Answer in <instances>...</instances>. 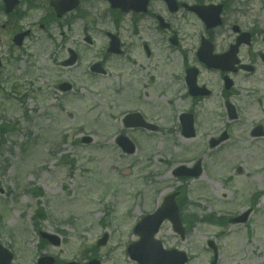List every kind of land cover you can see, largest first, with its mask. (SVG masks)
I'll return each instance as SVG.
<instances>
[{
	"label": "rangeland",
	"instance_id": "1",
	"mask_svg": "<svg viewBox=\"0 0 264 264\" xmlns=\"http://www.w3.org/2000/svg\"><path fill=\"white\" fill-rule=\"evenodd\" d=\"M106 11L105 5L94 3L90 16L76 24L74 47L82 58L74 68L59 66L66 49L58 51L43 41L32 64L24 60L0 75V126L12 128L0 132V213L8 229L24 233L19 235L26 246V264H36L42 253L67 260L90 257L91 251L102 264H136L125 252L136 240L134 225L180 188L186 195L184 216L193 215L194 223L182 240L164 223L157 239L167 249L186 251L187 264H210L211 240L218 248V264H264V139L245 146L251 140L247 126L253 118H262L261 112L245 115L242 124L230 127L231 140L217 149L208 148L204 133L185 142L176 130L162 129L147 133V139L139 132L129 134L137 149L134 155H123L115 144L122 132L118 118L123 108L105 90L118 80L114 67L119 61L109 60V78L92 77L88 69L102 53L104 31L113 27ZM84 25L94 41L86 48L80 37ZM153 37L163 47L159 35ZM58 82H70L73 90L63 96L55 91ZM158 104L164 112V105ZM167 121L163 117V124ZM83 136L92 137L91 143L82 144ZM197 160L203 162L201 178L183 182L173 176L174 168ZM237 167L243 173L237 174ZM32 189H41L43 195H33ZM248 208L253 212L243 225L205 221L208 215L235 217ZM37 209L44 219H35ZM37 230H58L63 245L42 249ZM106 233L107 245L97 247Z\"/></svg>",
	"mask_w": 264,
	"mask_h": 264
},
{
	"label": "flooded vegetation",
	"instance_id": "2",
	"mask_svg": "<svg viewBox=\"0 0 264 264\" xmlns=\"http://www.w3.org/2000/svg\"><path fill=\"white\" fill-rule=\"evenodd\" d=\"M54 1L58 0H0V75L10 72L9 67L12 70L14 65L24 60L31 62L40 53L39 47L43 40L55 44L58 51L63 46H66L67 52L75 49L76 21L73 23L72 18L85 6H90L91 0H78L79 8L64 14L62 18H58L55 8L51 7ZM176 1L179 10L173 14L164 3L158 6L160 12H130L126 16L119 14L127 17L126 20L119 19L115 26L124 59L119 71V82L110 85L108 90L113 99L120 101L125 114L137 112L143 121L154 127V132L162 126L180 130L181 117L191 114L196 132L204 133L211 141L219 137L218 125L223 118L228 117L227 103L232 104L241 120L242 115L251 108L253 97L257 103L264 102V0H245L235 4L237 0ZM157 2L150 0V4ZM183 4H220L222 13L219 25L207 28L198 15L188 8H182ZM158 15L169 25L168 30L162 31L163 36L160 34L165 39L163 48L153 41L150 29L152 24L159 34ZM177 17L183 18L182 23ZM21 34L22 39H17ZM85 36L86 31L82 29L81 37L85 39ZM171 38L175 39L173 43H170ZM160 54L164 55V59L155 65L159 77H152L151 67L145 61ZM46 55L53 56L52 52H46ZM202 60L214 62L218 69L209 68ZM190 69L196 73L198 92H209L207 97L191 96ZM143 81L149 85L146 88L149 92L143 90ZM216 91H220L223 99V118L209 112L202 104L209 102ZM158 103L164 105V112ZM165 113L170 116L165 117ZM163 117L168 120L166 124H163ZM214 118L217 124L213 123ZM120 122L126 131H151L127 128L123 118ZM133 123L132 120L128 121L129 125ZM6 230L5 226L0 227V264H25L23 243H19L20 239L13 243V234L6 233ZM55 264L64 262L56 259Z\"/></svg>",
	"mask_w": 264,
	"mask_h": 264
},
{
	"label": "water",
	"instance_id": "3",
	"mask_svg": "<svg viewBox=\"0 0 264 264\" xmlns=\"http://www.w3.org/2000/svg\"><path fill=\"white\" fill-rule=\"evenodd\" d=\"M110 3H112L113 8H121L124 11H128L129 7H131V2H123L120 0H110ZM117 143L120 144L123 151L127 153H133L134 152V146L129 142V140L126 137H120L117 140ZM200 164L198 163L192 170L189 172H186L185 167H179L174 174L176 175H188V176H200ZM174 195H170V197L166 198L161 205V208L159 210L149 215L141 222L138 223V225L135 227V233L140 236L139 243L133 244L128 248V252L130 253V256L132 259L136 260L140 264H184L186 262V256L185 253H180L176 250L172 251H165L162 248V245L160 242L153 240V236L155 233L158 232V228L160 224L165 220L168 219L173 223V229H175L176 232H178L181 237L183 236L184 229L181 228V221L180 217L178 216V208L175 206L174 203ZM244 214L242 217L237 218L236 220H233L232 222L241 221L245 222L247 219V215ZM106 237H104L102 240H100L98 243L99 245H105L106 244ZM214 249V248H213ZM214 261L212 264H216V249ZM47 259H42L40 263L42 264H51V261H45Z\"/></svg>",
	"mask_w": 264,
	"mask_h": 264
},
{
	"label": "trees",
	"instance_id": "4",
	"mask_svg": "<svg viewBox=\"0 0 264 264\" xmlns=\"http://www.w3.org/2000/svg\"><path fill=\"white\" fill-rule=\"evenodd\" d=\"M223 221V220H222Z\"/></svg>",
	"mask_w": 264,
	"mask_h": 264
}]
</instances>
